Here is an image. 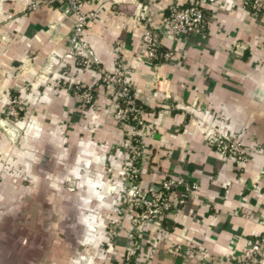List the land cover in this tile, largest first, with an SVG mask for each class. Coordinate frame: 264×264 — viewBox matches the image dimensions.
<instances>
[{"label":"crops","instance_id":"1","mask_svg":"<svg viewBox=\"0 0 264 264\" xmlns=\"http://www.w3.org/2000/svg\"><path fill=\"white\" fill-rule=\"evenodd\" d=\"M34 1L0 0V111L20 101L17 117L0 120V264L124 260L127 127L101 81L118 51L143 107L141 189L156 191L169 176L197 185L174 191L184 203L165 218L163 233L140 232L130 264H238L233 257L264 231V17L245 0H216L199 34L154 33L175 55L152 62L143 31L183 0H84L95 17L85 33L90 61L81 65L71 54L72 15L29 9ZM77 84L92 85V104L77 102ZM231 135L251 149L242 165L212 143ZM113 219L120 229L109 234ZM175 244L192 245L195 256L174 253Z\"/></svg>","mask_w":264,"mask_h":264},{"label":"built area","instance_id":"2","mask_svg":"<svg viewBox=\"0 0 264 264\" xmlns=\"http://www.w3.org/2000/svg\"><path fill=\"white\" fill-rule=\"evenodd\" d=\"M216 0H183L170 3L162 15L157 28L145 29L142 34V45L146 51L149 61H170L174 57L172 49H166L161 56L158 53L160 41L155 38L154 33L161 38L169 37L179 39L191 34L202 32L205 22V7L213 5ZM84 0H35L29 9H36L40 5L64 7L65 12L73 17L70 43L71 54L80 56L81 65H88L87 58L89 45L85 40V33L89 23L94 19L92 11L83 10ZM244 4L254 16L264 17V0H245ZM129 67L125 60L116 52L113 60V70L102 71L101 81L112 89L113 97L117 104L115 118L127 127L125 154L126 158L122 166L124 177L122 214L127 216L130 224L128 226V244L124 260L118 264H130L141 249L140 232L151 227L156 228L159 233L164 232L163 222L178 205L184 203V196L173 198L174 191L181 187L184 194L196 189L195 182L181 177H165L160 181L159 188L147 194L140 187V168L142 161L146 158V151L142 142L140 131L145 127L143 118V107L134 97L127 76ZM73 95L80 105L92 104L94 100V89L92 85L77 84L74 86ZM19 99L14 97L5 111H0V120L8 114L17 117L20 111ZM216 152L222 156L232 159L237 165H242L247 160L251 149L242 145L237 136L217 137L212 140ZM264 153V149H260ZM109 234H114L120 229L116 219L110 221ZM172 251L184 255L187 258L195 256V248L192 245L182 246L175 244ZM231 259V258H230ZM238 264H264V231L252 239L241 255L233 257Z\"/></svg>","mask_w":264,"mask_h":264},{"label":"trees","instance_id":"3","mask_svg":"<svg viewBox=\"0 0 264 264\" xmlns=\"http://www.w3.org/2000/svg\"><path fill=\"white\" fill-rule=\"evenodd\" d=\"M162 51H164V50H163L161 47H158V53H159V56H161Z\"/></svg>","mask_w":264,"mask_h":264}]
</instances>
